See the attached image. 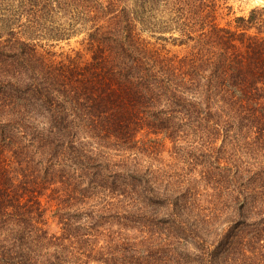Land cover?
Wrapping results in <instances>:
<instances>
[{
    "label": "trees",
    "instance_id": "16d2710c",
    "mask_svg": "<svg viewBox=\"0 0 264 264\" xmlns=\"http://www.w3.org/2000/svg\"><path fill=\"white\" fill-rule=\"evenodd\" d=\"M226 3L0 0V264L99 260L82 230L111 217L89 209L101 192L121 198L114 218L148 229L138 264L157 261L160 236L165 264H264V5L222 25ZM86 15L83 50H41ZM165 140L178 173L152 163Z\"/></svg>",
    "mask_w": 264,
    "mask_h": 264
},
{
    "label": "rangeland",
    "instance_id": "374dc122",
    "mask_svg": "<svg viewBox=\"0 0 264 264\" xmlns=\"http://www.w3.org/2000/svg\"><path fill=\"white\" fill-rule=\"evenodd\" d=\"M227 3L223 4V9L219 11L217 22L226 25L228 22H231L235 17L246 15L255 6L264 5V0H226ZM72 24V31L73 34L70 35L69 38L56 41V40H44L42 41V45L44 49L41 50H48L51 52L56 53L57 55H65L71 54L73 50H83L84 49V42L87 37V32L90 29L91 22L88 21V15L82 17V19L75 20L72 19L68 21V24H65L68 28V25ZM151 33L144 32L143 36L148 38L151 42L156 43L158 46H164L166 49L170 50L171 53L174 54H184L188 49L186 45H174L178 44L179 42H173L172 40L164 41V40H157L155 37L160 35V33H156L157 36H150ZM53 35V34H51ZM164 36L170 37H178L179 33H164ZM153 37V38H152ZM230 141V140H229ZM233 140L230 141V144ZM162 143L165 146L160 147L161 155H158L155 160H152V163L157 167H162L166 169V171H171L174 173H178L179 167H183L181 164L180 156L173 149V145L168 140L163 141ZM219 145V144H218ZM229 147V146H228ZM146 158L145 156H143ZM198 172L196 173V171ZM202 170V166H199L196 171L193 172L192 178H196L200 181L201 177L199 175V171ZM166 177H170L169 173ZM177 179V178H175ZM201 182V181H200ZM200 194H197L196 197L200 199H205L206 202L202 203L203 207H209V201L212 197L210 191H207V187L203 184H200ZM121 198L119 197H111L108 192L99 193L95 199L89 200V209L92 207L94 211H102L103 206L111 207L113 209L111 213V217L107 219H103L100 222V225L97 226L95 229L90 227H84L85 229L82 230L84 233L83 241H88V252H93L96 257L93 260L92 258L89 261L88 257H84L82 254H76L78 257L82 259V261H86L87 264H138V261L142 256H146L149 246V242L152 240L150 234L148 233V229L142 227L139 222H130L128 220H117L114 218L113 215L117 214L116 207L110 205L112 204L119 205ZM93 202L98 203L92 204ZM43 203L45 206L48 207V211L46 214L47 225L46 227L49 229L51 234H61V226L58 222V218L55 215L56 213V203L50 202V199L44 198ZM211 207V206H210ZM133 211H137V209L132 208ZM120 210V209H119ZM86 211V210H85ZM122 213V210H120ZM82 220L87 221L85 218L86 214L82 213ZM157 237V235H156ZM166 239V240H165ZM168 238H164L160 236V240L157 242L160 246L162 245L161 251L156 255L157 261L154 259L150 262V259L144 261L143 264H165L168 262L170 255L163 256L165 252V245L167 244ZM66 245H72V248L79 246L80 244L75 243L74 241L66 242ZM88 255V254H85ZM165 258L164 261L161 260ZM143 261V258H142ZM141 261V262H142ZM169 263V262H168Z\"/></svg>",
    "mask_w": 264,
    "mask_h": 264
},
{
    "label": "bare ground",
    "instance_id": "6f19581e",
    "mask_svg": "<svg viewBox=\"0 0 264 264\" xmlns=\"http://www.w3.org/2000/svg\"><path fill=\"white\" fill-rule=\"evenodd\" d=\"M260 1H262V0H260Z\"/></svg>",
    "mask_w": 264,
    "mask_h": 264
}]
</instances>
